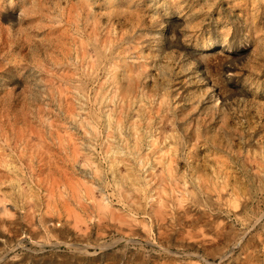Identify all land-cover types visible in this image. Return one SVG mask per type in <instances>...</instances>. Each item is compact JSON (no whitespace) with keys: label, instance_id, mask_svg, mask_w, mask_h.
Masks as SVG:
<instances>
[{"label":"rangeland","instance_id":"obj_1","mask_svg":"<svg viewBox=\"0 0 264 264\" xmlns=\"http://www.w3.org/2000/svg\"><path fill=\"white\" fill-rule=\"evenodd\" d=\"M263 105L264 0H0V264H264Z\"/></svg>","mask_w":264,"mask_h":264},{"label":"bare ground","instance_id":"obj_2","mask_svg":"<svg viewBox=\"0 0 264 264\" xmlns=\"http://www.w3.org/2000/svg\"><path fill=\"white\" fill-rule=\"evenodd\" d=\"M233 10V9H231ZM239 19V20H238ZM248 19H244V21H242V19L237 18L233 21V29L235 32L238 31L240 25H242V22L244 23V25L246 24V21ZM178 21V20H177ZM176 21V22H177ZM173 23L170 20H167L165 22L164 25V31H163V35H165L166 33H168V30H171L172 32V39L171 41H168V39L166 40L164 38V42L166 44H168L169 47L174 48V50H172L173 52H176L177 49H183L187 52V55H189L190 57V61L193 62L194 60H197V62H199L202 65V70L201 72L204 73V78L206 81H209L210 87L213 88V90L215 91V93H212V96L216 98V100L218 99H222L223 105L226 104V100L229 96L232 95H243L245 92L243 90V88H238V86L235 87L236 90H230L229 94L226 95L225 93H223L222 91V87L225 85V83H230L232 82L231 78H221V80H218V82L216 80H213L210 78V76L208 75L207 71V62L209 61V54L207 55H200L198 58H195V52H196V47L197 45H195L192 49H187L183 44L180 43V41L178 40V27L176 26L177 24ZM253 24V23H252ZM218 44L217 41H211L208 42L207 44H205L203 47V51L207 52V51H211L213 49L216 48V45ZM227 48L228 50H231L233 55L228 54L226 56V58L228 57L229 59H233L234 61L238 60V59H242L243 55H246V48H243L239 43H237V41L235 39H232L230 42H228L226 44V46L221 45L220 49L223 50L224 48ZM177 48V49H176ZM176 49V50H175ZM185 54V53H184ZM186 55V54H185ZM215 60L218 59V56L214 57ZM235 64H233L234 66ZM261 109L264 110V105L261 106ZM260 140L257 139L255 137V134H249L246 138V140L244 141V146L246 147V151L247 152H253V149L255 148V146L257 144H259ZM214 177L216 176V178L219 177V174L217 171H214ZM201 192H206L207 187H202L200 186ZM223 189V187H216V190L218 191V193L215 195V199L214 200H220L223 196L221 195V190ZM212 199V198H211ZM243 210L246 209V204H244V206L242 207ZM5 208L0 206V213L4 212ZM156 212L158 213V215L160 216V218L162 220L166 219V206L164 204V201L162 199L158 200L156 207H155ZM187 212H189V210H187ZM204 215L208 214L206 211H203ZM212 213H217V209H215L214 211H212ZM212 213H210V216H212ZM233 216H235L236 218H238L239 220H243V215L241 214V212H234ZM217 226L215 228L214 231V237H216L217 239L221 240V245L222 247L225 249V251L220 255V262L221 264H225V262H222L223 260L226 259H230L233 262H235L236 264H253L252 262L255 255L252 251H248L247 249V241L249 239H247L246 233H247V229L249 228V223H243V229L241 230H236V231H231V232H227L224 226V222L222 224H220V222L216 223ZM225 229V230H224ZM166 236V234H164ZM165 242V241H170L168 240V238H164V239H160V242ZM205 242L204 237L201 239V241H199L200 244H203ZM236 247H238L240 249V251H242L241 253L243 254V258L242 259H236L234 258L233 252L236 249ZM80 250V249H78ZM5 258H7V254L5 255Z\"/></svg>","mask_w":264,"mask_h":264}]
</instances>
